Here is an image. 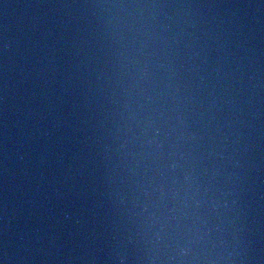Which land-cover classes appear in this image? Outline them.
<instances>
[{
  "label": "water",
  "instance_id": "1",
  "mask_svg": "<svg viewBox=\"0 0 264 264\" xmlns=\"http://www.w3.org/2000/svg\"><path fill=\"white\" fill-rule=\"evenodd\" d=\"M0 264H264V0H0Z\"/></svg>",
  "mask_w": 264,
  "mask_h": 264
}]
</instances>
